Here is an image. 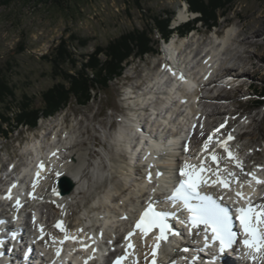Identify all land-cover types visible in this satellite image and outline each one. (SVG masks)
<instances>
[{"label":"rangeland","instance_id":"rangeland-1","mask_svg":"<svg viewBox=\"0 0 264 264\" xmlns=\"http://www.w3.org/2000/svg\"><path fill=\"white\" fill-rule=\"evenodd\" d=\"M202 1L210 6L206 11L207 16L219 17V24L212 29L211 34L208 30L211 27L205 21L196 23L198 32L191 34L185 31L188 26H178L181 10L189 18L195 12L187 0H0V71L14 85L18 100L26 94L33 98L36 106H42L43 92L62 80L60 76H55L51 63L44 55L50 54L63 38L69 39V45L76 53L77 65L80 67L82 54L92 53L97 46L105 47L113 39L134 29L147 30L153 27L155 17H159L162 22L170 18L167 28L169 44L175 40L177 42L172 44L173 48H177L176 44H181L180 47L188 52L191 48L196 49L200 42L205 45L210 43L215 32H219L218 36L221 37L231 27L233 35L240 31L241 37L232 46L233 55H236L230 58H234L238 66L247 62L243 63L247 67L244 78L253 85L250 92L245 89L241 92L225 89L228 96L235 98L226 102L225 109H237L246 113L240 125L245 126L247 131L240 142L249 146L246 153L253 159L264 160V108L254 109L257 106L255 102L259 103L262 99L260 92L264 88V0H224L222 6L216 9L211 8L210 0ZM194 15L199 16L200 13ZM185 20L187 19L183 21ZM73 34L85 42V45H81L79 39L71 41ZM162 38L164 37L162 33H158L157 28L150 32V39L154 41L156 50L142 58L130 57L123 75L87 105H80L72 99L65 109L41 118L36 127H19L8 137L0 134V174L11 161L21 168L34 159L35 155H30L28 150H31L33 144L38 147L42 143V147H46L49 141L45 136L50 131H57L61 127L58 123L63 126L61 131L69 129L76 135L78 142L84 140L86 146L97 151L91 154L90 160H100L98 151H103V146L113 160L111 141L114 133L124 122L123 117L133 116L131 103H134L133 100L139 93L144 92L143 86L159 68L164 57L160 55ZM242 38L250 39L251 46L243 45ZM205 45L201 44V47ZM101 57L105 58L103 54ZM64 67L71 71L75 69L71 63ZM245 94H251L253 100L247 101L244 97V101H241ZM210 104L215 105V102ZM70 149L77 150L74 147ZM116 162L117 166L125 164V157L118 154ZM3 179L6 182L5 176ZM67 201L71 210L67 214L73 219V224H76L83 208L77 207L80 205L76 200ZM42 209L45 210V218L57 213V209L51 204Z\"/></svg>","mask_w":264,"mask_h":264},{"label":"bare ground","instance_id":"bare-ground-1","mask_svg":"<svg viewBox=\"0 0 264 264\" xmlns=\"http://www.w3.org/2000/svg\"><path fill=\"white\" fill-rule=\"evenodd\" d=\"M187 12L189 13V11ZM188 18L187 13L181 10L178 16L179 22ZM239 33L240 31L233 35L232 28H228L218 46H215L214 49L212 48L209 52H205L204 47L206 45L203 44L204 42H200L199 46H196V49L191 48L189 52L187 50L184 51L185 48L180 47L181 44H176L175 46H177V48H173L172 44L177 42L175 40L168 46H164L166 53L165 61L169 63V68L175 75H170L168 73L169 70H166V68L156 72L155 75L150 78L149 85L143 90L144 92L139 93L135 100H133L134 103H131L130 106L133 116L123 117L124 122L120 125V128H118L116 134L112 138L111 147L112 151L114 150L113 160L110 159L109 153L105 151L107 149L104 146L103 151H98L100 160H90L91 154L97 153V151H93L90 146H86L84 140L78 142L76 135L65 128L66 130H64L63 133L54 131V133L48 132L45 136L48 141L52 138L54 145H51L50 142H48L46 147H42V143L39 144L38 147H36L37 145L35 144L32 145L31 150H28V152L33 150L37 159H32L24 166L22 171L16 172V178L12 177L17 180V187L8 186L9 183L5 182L3 177L0 176V179H3V181L0 182L1 199H3L4 196L5 199L13 201L11 202L13 206H23V208L26 207L24 209L26 212L28 210L34 212L38 211L42 214V221H44V224L49 225V229L44 232L50 236L52 234L49 240V246L52 249L50 254H52L53 257L56 256L58 249H74L81 256L82 261H86L87 264H96L98 260L101 261L104 259L105 245L114 242L113 238L119 234V230L127 232L124 236H121V239L124 240L125 238L127 245L129 244L127 240L128 233L134 232L135 234L130 238V241L134 246L137 242H140L144 247L142 253L147 255L148 240L137 239L135 218L141 212L144 202L149 200V195L151 196L150 193L153 192L152 184H155V180L154 178H147L149 177L148 174L143 175L140 173L139 176L143 177H137L134 170L136 167L145 168L147 173H151V175L155 177L157 174L156 168L158 166L154 163L155 157L153 152H150L152 150L150 149L151 146L144 142H140V144L136 143L137 134L142 133L145 135L146 133L155 135L159 132L163 135L169 127L174 129L180 127L183 130L186 124L183 128L181 125L188 120L189 116L188 114L185 115L182 109L188 106L192 102L193 97L199 93H195V95L191 97V93L188 89L180 87L177 79L183 80L185 76V79L186 77L190 78V84H194L197 87L201 86L203 83L202 78L204 76L207 77L206 74L210 68L218 73V67L222 65L219 63L220 59L223 61V59L236 55L235 53L233 55L232 46L234 42L241 37ZM249 40L242 38L243 45L251 46L252 42ZM188 43L190 44V42ZM201 44L205 46L201 47ZM237 54L239 55V53ZM202 71H205L204 75H201ZM236 74L242 76V73L237 70ZM172 77H174V79L170 80ZM207 98L209 97H199V101L203 103L205 100H208ZM177 99L182 101L186 100V104H181ZM212 102L214 101H209L207 105H211L210 103ZM147 105L152 107L151 113L147 111ZM195 105L196 104L192 107L188 106L187 109L188 111L194 112V115L198 114V108L200 107H196ZM143 120L146 121L147 124H151L150 126L152 128L150 130L144 127ZM59 124L61 125L59 129H62V124L58 123L57 125ZM73 127L72 129H74ZM169 135L170 132H167L164 138ZM237 146L239 148H245L246 145L237 142ZM73 147L75 150L77 148V150L72 151L70 148ZM45 148L49 149L48 153H50V157L47 160L49 168L44 172L39 168V165L41 163H46V160H38H40L41 157L43 158L40 154L44 153ZM248 148L249 146L246 147V149ZM141 151L146 154L145 157L150 156L152 162L146 163L147 158L144 157L142 159L143 153ZM53 153H55V155H53ZM118 154L124 157L128 155L130 156V160L127 161L125 158L126 163L117 166L116 159ZM138 162L140 163L137 164ZM163 162L164 168L169 169L168 172L172 174L170 171L169 158L164 159ZM225 168L226 165L224 164L219 169L224 170ZM227 170L229 171V169ZM262 170L263 169H261V172H263ZM14 171H16V169ZM23 171L25 172L24 175L21 174ZM37 172L40 173L39 178H37ZM20 175L24 177L21 179ZM64 176L69 177L75 183V188L67 194H61L59 187V181ZM161 181H167V179L161 178L159 182ZM33 185H35V187H33ZM11 189H13V191H11L12 193H10ZM9 194L11 195V199L7 198ZM22 197L23 200L19 204L20 206H17L15 200L17 201L18 198L22 199ZM78 197L79 200L77 201ZM67 200L71 202L72 200H76L77 204L80 205L77 207L83 208V212L78 215L76 224H73V219L67 214V211H71ZM50 204L57 209V213L45 218V213L43 212L45 210L41 211L40 207L45 208ZM102 207L103 209H101ZM5 208H8V206H5ZM19 210L24 213L23 209L19 208ZM58 222H63L65 231H61L59 228L55 227L54 224ZM66 235L74 239H65ZM61 241H63V243H61ZM151 248L150 246V249ZM194 250L197 251L198 249ZM21 251H23L22 247ZM21 251L15 253L14 250L11 251L10 246L7 244L1 248V257L7 260L9 264H27L21 256L23 253ZM4 252H6V256H3ZM27 254H33V252L28 250ZM194 256H196V258ZM177 257L179 259L183 258L181 264H186L187 257L189 259H194V262L191 264H209L206 261L207 257L204 253L198 254L197 252H193L191 256L180 251ZM17 261L18 263H16ZM224 262L223 264H230L228 261Z\"/></svg>","mask_w":264,"mask_h":264},{"label":"trees","instance_id":"trees-1","mask_svg":"<svg viewBox=\"0 0 264 264\" xmlns=\"http://www.w3.org/2000/svg\"><path fill=\"white\" fill-rule=\"evenodd\" d=\"M191 9L199 12L198 19L183 26H188L186 32L195 27V24L205 21L209 27L219 24L218 16L209 17L206 11L210 6L202 0H187ZM202 1V2H201ZM224 0H210L211 8L222 6ZM139 3V1H137ZM154 26L147 30L134 29L119 38L113 39L107 46H97L90 54H82V62L78 67V58L69 45V39L63 38L61 43L44 58L51 63L55 76L62 80L57 81L51 88L42 94V106H36L33 98L24 95L18 100L16 89L7 77L0 71V134L8 137L19 127H36L41 118L65 109L72 99L80 105H87L102 90L111 87V83L123 75L126 62L129 58L144 57L154 52V41L150 39V32L157 28L158 33L168 38L169 17L166 21L154 18ZM212 20V21H211ZM181 26V27H183ZM71 41L79 39L76 34L71 35ZM81 45L85 42L79 39ZM104 55L103 59L101 55ZM71 63L75 68L71 71L64 65ZM263 92L264 88L262 87ZM262 101H259V103ZM16 104V107L14 106Z\"/></svg>","mask_w":264,"mask_h":264},{"label":"snow or ice","instance_id":"snow-or-ice-1","mask_svg":"<svg viewBox=\"0 0 264 264\" xmlns=\"http://www.w3.org/2000/svg\"><path fill=\"white\" fill-rule=\"evenodd\" d=\"M217 131H219V129H217ZM227 139L232 140L234 137L229 135ZM208 140L211 142L212 137L210 136ZM219 143L220 147L228 153V158L236 160L237 166L242 167L237 157L228 148L227 141ZM208 147L209 143H205L204 150L207 151ZM53 155H55V153H53ZM211 159L217 164V169L214 173L216 180H211L204 175V173L210 170L203 164L199 167L185 164L184 168L180 170V176L184 177V179L179 181L178 186L174 189L169 199L173 203L182 202L183 207L188 213H190L188 220L190 228L195 229L202 224L211 230L213 234L212 239L219 242V253L223 254L226 249L231 247L236 237V234L232 231V215L228 208L221 206L212 196L202 195L200 188L202 185L214 186L218 184L224 189H229L230 181L220 175L219 158L214 152L211 154ZM39 168H44L43 163L39 165ZM36 175L37 178H39L40 173L37 172ZM230 175H234V173H230ZM253 179H255L258 184L264 183V181L257 179L254 174ZM33 187H35V185H33ZM236 196L241 199L244 198V195L241 192H237ZM7 198L11 199V195L9 194ZM220 199H223V197ZM193 200L199 201V203L193 204ZM16 203L17 206H20L19 201ZM236 212L238 213L237 219L239 220V224L243 229L244 234L251 237V239H244V246L249 249H254L257 252L264 249V230L259 227L264 226V210L257 211L255 207L249 205L246 208L238 207ZM169 216V212L157 211L155 206L150 203L136 222L135 228L138 229L144 237H147L154 229H158L159 235L157 240H167V233L171 232V225L168 223ZM56 227L61 231H65L63 222H58ZM41 232L43 233L42 228ZM134 234V232H129L128 238L130 239ZM172 235H178V233L172 232ZM65 239L74 238L66 235ZM61 243H63V241H61ZM128 247L134 248V245L130 243ZM159 247L160 244L156 243L152 251V264H156L155 257ZM184 251H188V249H184ZM56 255H60L59 249L57 250ZM126 258V256L117 257L114 264H123V261ZM85 264H87V262H85Z\"/></svg>","mask_w":264,"mask_h":264},{"label":"water","instance_id":"water-1","mask_svg":"<svg viewBox=\"0 0 264 264\" xmlns=\"http://www.w3.org/2000/svg\"><path fill=\"white\" fill-rule=\"evenodd\" d=\"M75 186V183L69 178L64 177L61 181V187L64 193H69Z\"/></svg>","mask_w":264,"mask_h":264}]
</instances>
